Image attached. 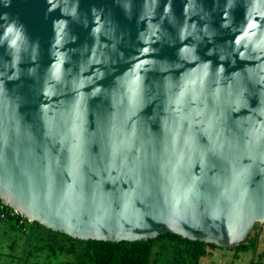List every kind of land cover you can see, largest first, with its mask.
Listing matches in <instances>:
<instances>
[{"label": "water", "instance_id": "95a60500", "mask_svg": "<svg viewBox=\"0 0 264 264\" xmlns=\"http://www.w3.org/2000/svg\"><path fill=\"white\" fill-rule=\"evenodd\" d=\"M0 201L81 241L264 230V0H0Z\"/></svg>", "mask_w": 264, "mask_h": 264}, {"label": "trees", "instance_id": "16d2710c", "mask_svg": "<svg viewBox=\"0 0 264 264\" xmlns=\"http://www.w3.org/2000/svg\"><path fill=\"white\" fill-rule=\"evenodd\" d=\"M0 221L12 222L11 228L21 231L25 240L32 243L27 258L35 254H47V259L66 256L63 264H200V260L210 254L214 245L189 241L172 233L165 232L158 238L146 242H101L81 241L59 232L51 231L37 222L25 218L0 201ZM249 235L235 249H252L250 264L264 261V249L254 252L256 243ZM34 251V252H33Z\"/></svg>", "mask_w": 264, "mask_h": 264}, {"label": "rangeland", "instance_id": "374dc122", "mask_svg": "<svg viewBox=\"0 0 264 264\" xmlns=\"http://www.w3.org/2000/svg\"><path fill=\"white\" fill-rule=\"evenodd\" d=\"M12 222L0 221V264H63L69 259L66 256L47 259V254H35L27 258L29 249H33L32 243L25 245V235L21 231L11 228ZM257 226L252 228L249 234L251 240L255 239ZM264 249V230L256 237L254 252L260 253ZM34 252V251H33ZM210 254L200 260V264H250L253 258L252 249H235L213 247ZM259 264H264L263 259Z\"/></svg>", "mask_w": 264, "mask_h": 264}]
</instances>
